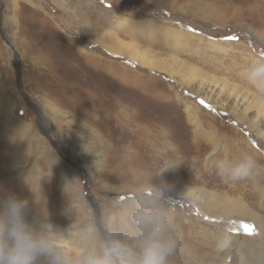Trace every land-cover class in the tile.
I'll return each mask as SVG.
<instances>
[{"label": "bare ground", "instance_id": "1", "mask_svg": "<svg viewBox=\"0 0 264 264\" xmlns=\"http://www.w3.org/2000/svg\"><path fill=\"white\" fill-rule=\"evenodd\" d=\"M26 1L32 4V6L24 12L23 18L25 20L29 19L28 15H26L27 11H29L33 20L30 26L32 29L36 27V21L32 16L37 15L38 3L33 0ZM252 1H254L252 2L253 4L251 3L252 7L256 11L252 17L260 19L258 25H263L264 0ZM83 2L87 5L91 4L89 0H83ZM259 8H261L260 11ZM68 14L73 17L79 16L80 27L87 39L97 45V48L100 49L99 52H105L109 57H100L93 61L89 60V65H87L88 67L84 70V75L80 78H77L76 75L75 78L73 72L76 69H73V66L69 67V65H65V70L62 71V64L60 62L55 63L44 57L43 52L47 48L43 44L41 47L39 46L36 63L40 66L44 65L46 68L45 74L40 73V79L44 88L45 86L51 87L52 90L53 86L55 90H59L61 96L65 97L68 92L69 95L72 94L75 90L73 83L79 81L84 86V90H80V95H84L83 97H79V104H82V107L76 103L74 108L75 106H80L81 109L83 107L86 108L89 103L90 110H92L89 113H91L90 115L93 118L88 114L86 115L87 118L94 119L95 117L98 125L101 126V120L106 125L111 123V135L113 136L114 134L116 138L114 141V154L111 157L108 171L112 173L119 183L111 185L94 173L96 184L107 193L105 195L111 197H117L131 191L143 193L148 189H163L171 192L176 197L183 196L189 198L210 216L246 219L260 229L262 234L260 242L253 243L238 235H232L218 229L206 228L205 231L208 235L213 236V241L216 243L215 246L223 251L222 264H226L225 261L228 255L232 259L235 257L240 258V264H263L264 166L258 167V175L255 177V190L252 189L250 192L246 190V194L244 193V195H247V199L250 198L249 196H253V199L249 203L244 201L243 198L241 199V197L217 194L203 187L189 184L187 181L205 180V177L210 180L217 179L220 180L219 184L222 187L228 184L229 189L236 193L238 191L237 186L245 188L246 183H242L243 177L234 179L227 172L223 175L218 172L215 166L217 161L214 163L212 159L216 147L221 144L225 151V156L235 155L236 158L242 156H251L252 158L254 156L259 161L264 160V156L241 133H224V126L215 124L217 120L212 115L203 114L204 112H201L202 110H200L195 102L184 99L180 92H162L161 89L152 87L150 81H156L155 74L157 72L171 77L182 87L186 88L190 94L192 93L196 97H200L204 101L211 103L213 106L219 107L241 124L251 128L254 134L263 142L264 81L253 79L251 68L244 70L227 68L223 70L216 67L215 70L210 64L214 61L213 58L209 54L207 56L203 55L202 52H207L210 49L216 52L217 55H223V53L229 50L228 46L198 33L155 22L148 18H142L134 22L132 19L121 15L118 16V20L115 22L116 25H112L113 30L109 31L104 27L91 23V20L88 21L82 6H75ZM213 18L217 20L222 19L220 16H214ZM122 25L130 26L124 33L127 35V38H130V41L124 40L122 36L123 32L119 29V26ZM139 30H142L140 33L145 34L139 39L142 43L133 41L137 38V31ZM259 31L261 32L260 29L256 32ZM157 37L162 38V42H160L162 46L168 45L170 47L179 43L189 44L191 41H197L198 43L194 45L190 44L192 47L189 52L191 54H201V64L203 66L206 64L207 67L211 66V70H206L201 66L199 67L188 62L174 53L157 51L153 50L150 46H143L146 42L155 41ZM68 40L83 52L89 51L83 49L74 39L69 37ZM196 46H201L202 49L196 48ZM180 50L179 48L177 51ZM251 54L249 56L252 60L253 56ZM120 57L133 59L142 67L148 68L149 72H151L148 75L149 77L143 80L132 69L120 65ZM104 61H109V66H103ZM255 63L257 66L252 65L253 69L263 65L264 61L257 59ZM247 66L245 67L247 68ZM66 68L68 69L66 70ZM154 71L156 73L152 74ZM28 101L33 103L37 108L40 119L42 118V128L46 129L44 124L50 126L46 116L38 108V104L34 103L31 99H28ZM42 102L46 103L54 112H58L49 102L44 99H42ZM0 108L3 121L20 134L17 139L18 143L22 140H27L29 143L32 139L29 138L30 134L28 133L30 132H28V129L21 120L14 115L13 108L5 104H2ZM27 147L29 148L30 144ZM28 152L29 149L18 150L17 148H13L10 151L6 150L5 155H8L10 159L14 157L18 160L15 163H1L0 172L16 168L18 164H24ZM224 159L228 160V157ZM162 161H164L163 164ZM27 174L32 176L30 171ZM167 176L170 178L169 183L165 181ZM65 185L70 186L67 182H65ZM5 193L4 195H6L8 200L16 199L27 202V208L25 209L27 222L38 233L45 235L53 245L52 253L38 256L35 264H55V257L57 255L67 260L69 264H74L78 258L82 257L83 252H85L84 250L87 253H101L102 248L104 249L113 244L121 246L122 251L132 259H136L140 255L145 238L143 239L142 236L143 240L140 236L136 238V236L128 232L123 233L117 227H113L118 220V215L116 214L118 212H114L112 208L108 207L106 209L107 215H104L102 212V214L98 213L93 199L90 196H85L81 190L78 192L77 198L84 214L81 213L79 215V222L76 224L65 222L66 218L62 217V210L64 209L62 202L61 205H55V203L49 201L41 203L38 201V198H32L33 194L30 193H20L14 196ZM239 193L243 194V191ZM32 199H34L33 202H37L36 204H42L40 209L33 207L35 204L30 203ZM3 202L5 201L0 199V204ZM149 202L146 206L150 204L158 205L160 215L161 213L164 215L163 219L168 233L173 237L174 231L181 227L182 221L177 219L168 205ZM113 204L119 207L133 206L132 203L117 202ZM148 213L153 214L152 211ZM95 226H98V232L94 231ZM142 231L146 232L145 229H142ZM246 253L249 254L248 260L245 259ZM166 260L167 264H180L178 261L168 257Z\"/></svg>", "mask_w": 264, "mask_h": 264}, {"label": "rangeland", "instance_id": "2", "mask_svg": "<svg viewBox=\"0 0 264 264\" xmlns=\"http://www.w3.org/2000/svg\"><path fill=\"white\" fill-rule=\"evenodd\" d=\"M33 1L37 2L38 5L37 15L32 16L36 21V27L31 29L30 26L33 23L31 21L33 20L30 12L27 11L26 13L29 18L28 20H25L23 15L32 4L26 0H0V107L2 104L10 105L13 108L14 115L21 120L28 129V132H30L28 133L30 134L29 138H32L31 140L29 139V143L27 140H22L18 143L17 139L20 134L3 121L0 112V166L3 162L15 163L18 160L14 157L10 159L8 155H5L6 150L10 151L13 148H17L18 150L29 149L24 164H18L16 168L0 172V199L5 202L8 201V198L4 195L5 192V194L9 193L12 196L19 195L20 193H30L33 194L32 198H38V201L41 203L49 201L55 203V205H61L62 202L64 205L62 217L66 218L65 222L76 224L79 222V215L81 213L84 214L77 198V194L81 190L85 196H90L93 199L98 213L107 215L106 209L108 207L112 208V211L118 212L116 213L118 220L113 227H117L123 233L128 232L136 236V238L140 236L141 239L142 237L143 239L146 238L148 233L147 231H142V228L133 221V212L137 208H141L145 212L152 211L153 216L160 215L158 205L150 204L146 206V204L150 203L149 201L164 203L168 205L177 219L182 221L181 227L174 231L173 237L175 241L177 240L175 247L167 256L172 260L178 261L180 264H222L223 251L215 246L216 243L213 241V236L206 233V228L218 229L232 235H238L253 243L260 242L262 235L260 229L248 220L210 216L189 198L183 196L176 197L171 192L163 189H148L144 191L145 193H134L131 191L117 197L114 196L115 198L105 195L107 193L96 184L94 173L111 185L119 183L112 173L108 171L111 157L114 154V141L116 138L114 134L113 136L111 135V123L106 125L101 120V126L98 125L95 117V120L90 119L93 116L89 113L92 111L90 110L89 103L86 108L83 107L81 109L82 104H79V97H83L84 95H80V90H84V86L79 81L73 83L75 90L70 95L68 92L65 95L66 98L61 96L59 90H55L53 86L52 90L51 87L46 86L45 89L40 76L46 73V68L44 65L40 66L36 63L39 48L43 44L47 48L43 52L44 57L55 63L60 62L62 64V71L65 70V65H69V67L73 66V69H76L73 72L74 76L76 75L77 78H80L84 75L83 73L87 69V65H89V60L93 61L100 57H109L105 52H99L100 49L97 48V45L87 39L80 27L79 16L73 17L68 14L75 6H82L88 21L91 20V23L104 27L109 31L113 30L112 25H116L115 22L118 20V16L121 15L132 19L134 22L142 18H148L155 22L198 33L228 46L229 50L223 53V55H217L216 52L210 49L207 52H202L203 55L207 56L209 54L213 58L214 61L210 64L215 70L218 67L223 70L227 68H237V70L251 68L254 71L252 65L257 66L255 61L257 59L264 61V24L258 25L260 19L252 17L256 12L252 7V2L254 1L89 0L91 4L88 5L83 0ZM260 10L261 8H259ZM214 16H220L222 19L217 20L213 18ZM128 27L130 26H119L120 31L122 30L123 32L122 36L126 41H130V38H127V35L124 34ZM259 29L262 33L260 31L256 32ZM141 31H137V38L133 41L140 42L139 39L145 35L140 33ZM229 36H237L239 39H224V37ZM69 37L79 43L83 49L89 51L85 53L79 47L70 43ZM36 42L39 43L37 44ZM160 42H162V38L157 37L155 41L146 42L143 46H150L153 50L157 51L174 53L188 62L199 67L201 66L206 70H211V66L207 67L206 64L204 66L201 64V54H198V56L189 52L191 51V45L198 43L197 41H191L189 44L179 43L173 47L168 45L162 46ZM179 48L181 50L177 51ZM196 48L202 49L201 46H196ZM250 54L253 56L252 60L249 56ZM120 59V65L132 69L143 80L149 77L148 75L151 72H149L148 68L142 67L136 61L127 57H120ZM105 65L109 66V61H104L103 66ZM155 73L156 71L152 74ZM155 77L156 81H150L152 87L161 89L165 93L180 92L184 99L195 102L200 110H202L201 112H204L203 114L212 115L217 120L215 124L224 126V133H241L264 156V142L254 134L251 128L241 124L219 107L217 108L200 97H196L192 93L190 94L186 88L182 87L171 77L160 72H157ZM47 84L49 83L47 82ZM28 99L38 104V108L46 116L50 123V126L44 124L46 129L42 128V118L40 119L37 108ZM42 99L54 106L58 112H54L46 103L42 102ZM58 99L60 100L58 101ZM201 100L205 103L201 104L199 102ZM76 103L81 107L75 106L74 108ZM77 108L79 109L76 110ZM87 114L90 116L88 117L89 119L86 116ZM28 144H30L29 148L27 147ZM222 150L223 146L219 144L212 156L214 163L225 157H228V161L231 163L245 158L243 156L236 158L235 155L225 156V151ZM252 160L254 162L253 168L247 176L242 178V183H246L245 188L237 186V190L239 192L243 191V194H240L238 191L236 193L232 192L228 184L223 186V188L219 184L220 180H210L207 177H205V180H196L195 182L188 180L187 183L203 187L217 194L241 197V199L243 198L244 201L249 203L253 199V196H249L248 200L247 195H244V193L246 190L249 192L252 189L255 190V177L258 175V167L264 166V160L259 161L254 156ZM29 171L32 176L27 174ZM165 181L166 183L170 182L169 176L166 177ZM65 182L70 186H66ZM34 199L30 200V203L35 204L33 205L34 208L40 209L42 204H36L37 202H33ZM117 202L132 203L133 206L129 207L128 205L125 206L126 208L119 207L118 205L114 206L113 203ZM161 216L164 218L163 213H161ZM94 231H99L98 226L94 227ZM182 248L186 249L181 250ZM104 249L102 248L101 253ZM84 251L82 256L89 253L86 250ZM181 255L185 257L183 258ZM248 255L246 253V260H248ZM229 257V255L226 257V264H240V258L235 257L232 259Z\"/></svg>", "mask_w": 264, "mask_h": 264}, {"label": "clouds", "instance_id": "3", "mask_svg": "<svg viewBox=\"0 0 264 264\" xmlns=\"http://www.w3.org/2000/svg\"><path fill=\"white\" fill-rule=\"evenodd\" d=\"M252 78L264 81V65L252 72ZM218 172L229 173L234 179L247 176L254 166L251 157L231 163L227 159L216 162ZM27 202L10 199L0 204V264H35L40 255L51 254L53 245L27 222ZM133 221L147 231L140 255L136 259L125 254L121 246H107L102 253L90 252L78 258L74 264H167V256L176 241L167 230L161 215L153 216L141 208L132 214ZM55 264H69L59 255Z\"/></svg>", "mask_w": 264, "mask_h": 264}, {"label": "snow or ice", "instance_id": "4", "mask_svg": "<svg viewBox=\"0 0 264 264\" xmlns=\"http://www.w3.org/2000/svg\"><path fill=\"white\" fill-rule=\"evenodd\" d=\"M224 39H229V40H238L239 37L237 36H229V37H224ZM201 104H204L205 102L203 100L199 101Z\"/></svg>", "mask_w": 264, "mask_h": 264}]
</instances>
